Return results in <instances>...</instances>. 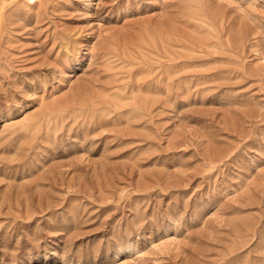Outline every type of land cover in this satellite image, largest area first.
<instances>
[{
	"label": "rangeland",
	"instance_id": "374dc122",
	"mask_svg": "<svg viewBox=\"0 0 264 264\" xmlns=\"http://www.w3.org/2000/svg\"><path fill=\"white\" fill-rule=\"evenodd\" d=\"M0 264H264V0H0Z\"/></svg>",
	"mask_w": 264,
	"mask_h": 264
},
{
	"label": "bare ground",
	"instance_id": "6f19581e",
	"mask_svg": "<svg viewBox=\"0 0 264 264\" xmlns=\"http://www.w3.org/2000/svg\"><path fill=\"white\" fill-rule=\"evenodd\" d=\"M34 122H35V121H34ZM32 127H33V125H32ZM32 127H31V128H32ZM28 128H30V127H28ZM32 129H33V128H32Z\"/></svg>",
	"mask_w": 264,
	"mask_h": 264
}]
</instances>
